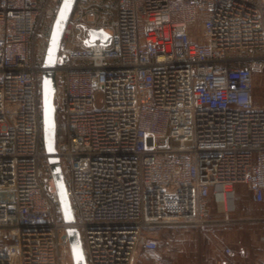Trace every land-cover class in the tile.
I'll use <instances>...</instances> for the list:
<instances>
[{
  "label": "built area",
  "instance_id": "obj_1",
  "mask_svg": "<svg viewBox=\"0 0 264 264\" xmlns=\"http://www.w3.org/2000/svg\"><path fill=\"white\" fill-rule=\"evenodd\" d=\"M61 2L0 0V264H73L68 228L86 264H136L162 230L234 224L239 184L264 201V0H77L55 67L66 223L42 99Z\"/></svg>",
  "mask_w": 264,
  "mask_h": 264
},
{
  "label": "crops",
  "instance_id": "obj_2",
  "mask_svg": "<svg viewBox=\"0 0 264 264\" xmlns=\"http://www.w3.org/2000/svg\"><path fill=\"white\" fill-rule=\"evenodd\" d=\"M254 94L259 104L264 106V97L259 95L257 88ZM216 202L221 204L218 211ZM212 206L217 216L223 213L224 203L216 194L212 196ZM235 209L234 202V209L230 216L232 215L231 218L236 222L232 225H222L214 229H178L180 241L176 246L172 244L169 250V264H259L264 262V225L257 223L259 217L257 212L249 207L235 216ZM227 248L232 249L236 256H228L225 253Z\"/></svg>",
  "mask_w": 264,
  "mask_h": 264
},
{
  "label": "water",
  "instance_id": "obj_3",
  "mask_svg": "<svg viewBox=\"0 0 264 264\" xmlns=\"http://www.w3.org/2000/svg\"><path fill=\"white\" fill-rule=\"evenodd\" d=\"M76 2L77 0H62L60 4L47 47L44 62L45 70L42 77L44 148L48 154V163L66 223H73L75 217L67 195L65 176L61 168L60 158L57 155L58 123L57 106L55 102L57 90L55 67L59 60L60 44L63 40ZM96 40H100L102 43L107 44L110 40V36L103 30H91L90 39L87 41V44L91 45L95 43ZM66 231L70 241L73 264H86L80 231L76 228H68Z\"/></svg>",
  "mask_w": 264,
  "mask_h": 264
},
{
  "label": "rangeland",
  "instance_id": "obj_4",
  "mask_svg": "<svg viewBox=\"0 0 264 264\" xmlns=\"http://www.w3.org/2000/svg\"><path fill=\"white\" fill-rule=\"evenodd\" d=\"M255 89L261 97H264V70L256 76ZM59 124L60 120H58ZM235 206L234 211L235 216L239 215L243 210L252 207L256 212L258 217L257 223L264 225V201L260 204L253 203L251 200V195L244 184H239L235 187ZM220 203V202H219ZM216 202V210L221 207V204ZM232 216V215H231ZM230 216V217H231ZM264 227V226H263ZM178 229H165L158 233V249L153 252H148L145 250H140L136 257V264H169V250L175 244L179 243ZM172 240V241H171ZM174 241V242H173ZM2 241H0V244ZM180 251V248H179ZM178 252V251H177ZM168 262V263H167Z\"/></svg>",
  "mask_w": 264,
  "mask_h": 264
},
{
  "label": "trees",
  "instance_id": "obj_5",
  "mask_svg": "<svg viewBox=\"0 0 264 264\" xmlns=\"http://www.w3.org/2000/svg\"><path fill=\"white\" fill-rule=\"evenodd\" d=\"M58 120H60V123L58 122ZM57 123H58V136H57V139H58V142L59 140L61 139V136L64 132V125H63V122H62V119L60 117V115L57 113Z\"/></svg>",
  "mask_w": 264,
  "mask_h": 264
}]
</instances>
